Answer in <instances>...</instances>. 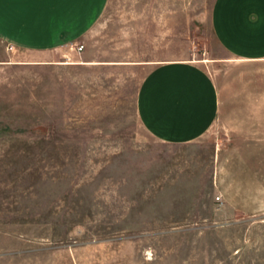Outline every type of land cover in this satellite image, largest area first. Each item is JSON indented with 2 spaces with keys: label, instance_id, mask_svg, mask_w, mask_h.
Here are the masks:
<instances>
[{
  "label": "rangeland",
  "instance_id": "rangeland-1",
  "mask_svg": "<svg viewBox=\"0 0 264 264\" xmlns=\"http://www.w3.org/2000/svg\"><path fill=\"white\" fill-rule=\"evenodd\" d=\"M213 3L105 0L55 62L0 64V264H264V209L233 216L212 178L215 129L164 144L135 110L152 63L220 55Z\"/></svg>",
  "mask_w": 264,
  "mask_h": 264
},
{
  "label": "crops",
  "instance_id": "crops-1",
  "mask_svg": "<svg viewBox=\"0 0 264 264\" xmlns=\"http://www.w3.org/2000/svg\"><path fill=\"white\" fill-rule=\"evenodd\" d=\"M104 6L0 0V64L55 62ZM210 25L220 55L152 63L137 89L136 115L151 138L169 145H194L215 129L212 178L233 216H252L264 209V0H214ZM15 52L27 57H7Z\"/></svg>",
  "mask_w": 264,
  "mask_h": 264
},
{
  "label": "built area",
  "instance_id": "built-area-1",
  "mask_svg": "<svg viewBox=\"0 0 264 264\" xmlns=\"http://www.w3.org/2000/svg\"><path fill=\"white\" fill-rule=\"evenodd\" d=\"M82 48H83V45L82 44L76 45V50L77 51H81ZM215 200H216V202H217L218 205L222 204V200H221V198H220L219 195L218 196H215Z\"/></svg>",
  "mask_w": 264,
  "mask_h": 264
}]
</instances>
